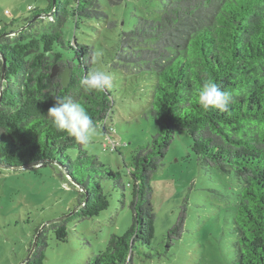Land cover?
I'll return each instance as SVG.
<instances>
[{
    "label": "trees",
    "instance_id": "obj_1",
    "mask_svg": "<svg viewBox=\"0 0 264 264\" xmlns=\"http://www.w3.org/2000/svg\"><path fill=\"white\" fill-rule=\"evenodd\" d=\"M46 1L33 19L0 27V168L25 169L21 167L40 162L38 168L57 169L65 180L61 184L76 188L78 197L59 216L63 219L46 222L22 264H43L48 228L63 242L70 220L91 219L108 208L103 180L123 192L130 189L132 223L123 234H111L84 264H126L140 248L150 250L153 235L145 234L153 213L150 180L176 131L189 135L199 165L232 172L240 184L232 221L235 241L226 264H264V0H159L155 16H138L129 30L119 31L108 66L138 72L148 87V113L156 123L149 142L131 152L127 182L120 171L89 154L85 144L58 131L47 115L54 98L63 97L84 106L104 135L115 134L106 126L111 91L87 92L80 83L94 69V51L76 37L77 31L91 27L88 21L107 14L99 0ZM108 1L120 5L124 0ZM47 14L51 16L45 20ZM70 19L74 34L66 40L63 28ZM66 69L69 82L64 86L61 74ZM209 80L231 93L227 111L205 112L198 104L197 93ZM185 217L182 206L164 234L165 251L181 238ZM154 255L160 253L142 252L144 259Z\"/></svg>",
    "mask_w": 264,
    "mask_h": 264
},
{
    "label": "rangeland",
    "instance_id": "obj_2",
    "mask_svg": "<svg viewBox=\"0 0 264 264\" xmlns=\"http://www.w3.org/2000/svg\"><path fill=\"white\" fill-rule=\"evenodd\" d=\"M99 4L107 17L88 21L91 27L77 31L76 37L93 47V68L107 71L113 77V87L109 89L113 103L106 126L110 132L114 128L115 134L104 135L100 128H95L85 149L106 167L120 171L127 182L125 165L130 162L131 152L149 142L156 123L148 113L145 95L148 87L143 86V79L136 70L110 69L109 53L119 31L129 30L138 16H155L160 1L124 0L120 5H113L108 0H99ZM46 6V0H0V27L12 21L19 25L25 18L33 19L36 11ZM50 16L47 14L44 19ZM108 21L116 26L110 27ZM63 30L65 39L71 40L74 34L71 19ZM113 146L115 150L111 149ZM39 166L0 168V264H22L27 249H31L29 242L33 236L43 232L46 222L72 209L78 197L76 188L69 183L70 186L61 184L65 180L59 177L57 169ZM150 183L153 213L145 234L153 235L151 249L140 248L126 264L229 262L231 244L235 241L234 199L240 190L234 174L199 165L191 151L189 135L176 131L163 164L153 173ZM101 186L109 200L108 208L91 219L70 220L66 241L57 240L48 228L44 232L43 264H84L105 247L111 234L121 235L129 228L132 223L130 189L123 192L108 180H103ZM182 206L186 213L182 236L165 251L164 234L176 222ZM148 251L159 252L160 256L144 259L142 252Z\"/></svg>",
    "mask_w": 264,
    "mask_h": 264
},
{
    "label": "clouds",
    "instance_id": "obj_3",
    "mask_svg": "<svg viewBox=\"0 0 264 264\" xmlns=\"http://www.w3.org/2000/svg\"><path fill=\"white\" fill-rule=\"evenodd\" d=\"M80 83L87 92L103 91L113 87V77L107 71L93 69L82 77ZM54 99L55 104L47 113L53 126L73 137L78 143H89L95 133V125L85 107L63 97ZM231 100V93L222 90L212 80L204 83L197 93V102L205 112L210 109L227 111Z\"/></svg>",
    "mask_w": 264,
    "mask_h": 264
},
{
    "label": "water",
    "instance_id": "obj_4",
    "mask_svg": "<svg viewBox=\"0 0 264 264\" xmlns=\"http://www.w3.org/2000/svg\"><path fill=\"white\" fill-rule=\"evenodd\" d=\"M2 67H4V62H3ZM68 72H69V70L66 69V70L61 74V81H62V84H63L64 86H66V85L68 84V82H69ZM56 73H57V68L54 67V68H53L52 76L56 75ZM2 80H3V74H1V78H0V98H1V94H2ZM39 163H40V162L32 163V164H30V165H26V166H23V167H21V168L32 167V166L38 165ZM66 177H67V176H66ZM75 210H76V209H75ZM75 210H73L70 214H72ZM64 217H65V216H64ZM64 217L56 218V219L51 220V221H49V222H47V223L54 222V221H60V220L63 219ZM47 223H46V224H47ZM37 237H38V234H36L35 237H34V240H33V243H32V247H31L30 252L28 253L26 259H28V258L30 257V255H31V253H32V251H33V249H34V247H35Z\"/></svg>",
    "mask_w": 264,
    "mask_h": 264
},
{
    "label": "built area",
    "instance_id": "obj_5",
    "mask_svg": "<svg viewBox=\"0 0 264 264\" xmlns=\"http://www.w3.org/2000/svg\"><path fill=\"white\" fill-rule=\"evenodd\" d=\"M28 8H30V7H28Z\"/></svg>",
    "mask_w": 264,
    "mask_h": 264
}]
</instances>
